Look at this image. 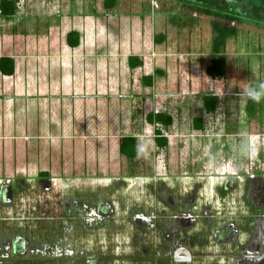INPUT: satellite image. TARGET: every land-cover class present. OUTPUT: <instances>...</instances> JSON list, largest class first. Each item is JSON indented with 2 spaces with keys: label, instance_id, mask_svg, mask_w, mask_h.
I'll use <instances>...</instances> for the list:
<instances>
[{
  "label": "rangeland",
  "instance_id": "rangeland-1",
  "mask_svg": "<svg viewBox=\"0 0 264 264\" xmlns=\"http://www.w3.org/2000/svg\"><path fill=\"white\" fill-rule=\"evenodd\" d=\"M12 1L16 16L0 13V59L16 65L14 76L0 73V190L13 194L11 205L0 199V264L264 259V22L230 23L237 33L217 50L215 13L189 0ZM221 58L229 73L211 79ZM158 113L173 125L149 124ZM124 137L137 140L134 160L119 152ZM100 198L116 212L108 228L81 225ZM180 249L192 262L174 260Z\"/></svg>",
  "mask_w": 264,
  "mask_h": 264
},
{
  "label": "trees",
  "instance_id": "trees-1",
  "mask_svg": "<svg viewBox=\"0 0 264 264\" xmlns=\"http://www.w3.org/2000/svg\"><path fill=\"white\" fill-rule=\"evenodd\" d=\"M51 1V0H49ZM194 5H199L205 8V12L215 15L214 30L217 33L215 41V47L217 50L222 48L229 37L235 36L237 28L230 25L232 22L246 23L248 20H256L264 22V0H261L259 6H255L253 2L248 0H189ZM115 5V0H106L105 6L112 8ZM16 4L12 0H0V13L6 19H12L16 16ZM67 43L71 48H77L80 46V36L78 33L73 32L67 36ZM129 65L133 69H138L142 66V62L137 58L131 57L129 59ZM228 70L227 60L224 58L217 59L212 62L211 66L207 69V75L211 79H221L224 77ZM16 65L8 57L0 59V73L5 77H12L15 75ZM146 79L145 81H147ZM151 86V81L146 82ZM250 92L254 96H259L263 93V87L261 84H252L250 86ZM204 104L209 112L215 111L218 100L213 95H207L204 97ZM147 122L151 125L161 124L164 127H171L173 125V119L167 114H149L147 116ZM194 126L201 130L203 128L202 120L196 119ZM155 146L157 148L164 149L168 146V140L164 137L161 130L155 132ZM119 152L125 158L134 160L137 157V140L134 137H125L122 139ZM39 181L44 184L46 188H50L51 176L48 172H43L39 175ZM18 187L24 189L25 179L23 177L17 178ZM229 186V184H227ZM11 187L6 186L4 188L3 201L9 203L11 201ZM244 264H264V262H252L245 261Z\"/></svg>",
  "mask_w": 264,
  "mask_h": 264
},
{
  "label": "flooded vegetation",
  "instance_id": "flooded-vegetation-1",
  "mask_svg": "<svg viewBox=\"0 0 264 264\" xmlns=\"http://www.w3.org/2000/svg\"><path fill=\"white\" fill-rule=\"evenodd\" d=\"M6 186H2L1 187V190H0V199H2L1 198V195L3 196L4 194V188H5ZM10 187V186H9ZM261 195V194H260ZM3 200V199H2ZM74 201V200H73ZM99 201H101V202H98L97 203V205H95V207L94 208H92L91 210H90V215L89 216H84L83 214H80L81 215V217H82V222H81V225H84L85 224V222H89L90 221V223H100V224H102L101 226L102 227H104L105 226V223L107 222V221H109V219L110 218H113L114 216H116V212H115V210H114V207H113V204L110 202V201H108V200H106V199H104V198H100L99 199ZM3 203H4V201H2ZM74 203H77V201H74ZM5 204H9V205H11V204H13V194H12V191H11V201L9 202V203H5ZM86 218V220H85V218ZM132 222V224L134 225V226H136L135 224V222H133V221H131ZM82 228L84 227V226H81ZM24 246V241L23 240H21V241H19L18 242V244L16 245V248H15V251H16V253L17 254H23V252H22V247ZM66 247V246H65ZM64 247V249H66ZM67 248L68 249H71L72 248V246L71 245H69V246H67ZM180 250H182V249H180ZM180 250H178L176 253H175V255H174V260H175V257H176V254L180 251ZM69 251V250H68ZM72 251H69V253H71ZM75 252V251H74ZM71 254H73V252L71 253ZM182 258L183 257H185L184 255H182L181 256ZM246 261H252V262H257L256 260L254 261V260H246ZM258 262H264V259H262V260H260V261H258Z\"/></svg>",
  "mask_w": 264,
  "mask_h": 264
},
{
  "label": "water",
  "instance_id": "water-1",
  "mask_svg": "<svg viewBox=\"0 0 264 264\" xmlns=\"http://www.w3.org/2000/svg\"><path fill=\"white\" fill-rule=\"evenodd\" d=\"M182 255H184L185 257H181ZM193 260V256L191 254V252L187 249H182L180 250L175 257V261L178 263H189L192 262Z\"/></svg>",
  "mask_w": 264,
  "mask_h": 264
},
{
  "label": "crops",
  "instance_id": "crops-1",
  "mask_svg": "<svg viewBox=\"0 0 264 264\" xmlns=\"http://www.w3.org/2000/svg\"><path fill=\"white\" fill-rule=\"evenodd\" d=\"M69 47H70V46H69ZM77 48H78V47H77ZM70 49H75V50H76V48H71V47H70ZM215 60H217V59H214L213 61H215ZM213 61H212V62H213ZM212 62L210 63V66H211ZM210 66H209V67H210ZM209 67H208V68H209ZM208 68H207V69H208ZM206 73H207V70H206ZM228 73H229V70H227L226 75H227ZM226 75H225L224 77H222L221 79L225 78ZM207 76H208V75H207ZM208 77H209V76H208ZM168 78H170V76H168ZM63 79H64V78H63ZM147 79H148V80L145 81V82H148V81L150 82V81H151V85H152V80H151L150 78H147ZM217 80H218V79H217ZM63 81L65 82V80H63ZM158 114H159V113H158ZM160 114H162V113H160ZM163 114H164V113H163ZM124 138H125V137H124ZM199 196L202 198V195H199ZM114 218H115V216L112 218V220H113ZM110 223H111V220L107 221V222L105 223L104 228H108V226L110 225ZM121 227H124V226H121ZM116 247H117V246H115V248H116ZM115 248H114V249H115ZM116 249H118V247H117Z\"/></svg>",
  "mask_w": 264,
  "mask_h": 264
},
{
  "label": "bare ground",
  "instance_id": "bare-ground-1",
  "mask_svg": "<svg viewBox=\"0 0 264 264\" xmlns=\"http://www.w3.org/2000/svg\"><path fill=\"white\" fill-rule=\"evenodd\" d=\"M124 182H125L127 185L130 184L129 182H127V181H125V180H124ZM197 184H204V181H198ZM98 185H100V186H104V187H108V186H110L111 184H110V182H109L108 180H106V181H100ZM218 187H220V185H219Z\"/></svg>",
  "mask_w": 264,
  "mask_h": 264
}]
</instances>
